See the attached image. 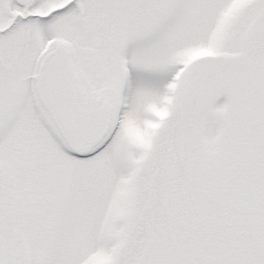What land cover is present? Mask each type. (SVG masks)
<instances>
[{"label": "snow or ice", "instance_id": "obj_1", "mask_svg": "<svg viewBox=\"0 0 264 264\" xmlns=\"http://www.w3.org/2000/svg\"><path fill=\"white\" fill-rule=\"evenodd\" d=\"M0 264H264V0H0Z\"/></svg>", "mask_w": 264, "mask_h": 264}]
</instances>
